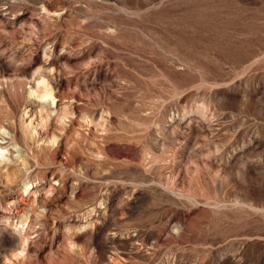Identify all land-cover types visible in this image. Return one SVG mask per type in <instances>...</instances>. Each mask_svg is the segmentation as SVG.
<instances>
[{
	"label": "rangeland",
	"instance_id": "rangeland-1",
	"mask_svg": "<svg viewBox=\"0 0 264 264\" xmlns=\"http://www.w3.org/2000/svg\"><path fill=\"white\" fill-rule=\"evenodd\" d=\"M0 97V264H264V0H0Z\"/></svg>",
	"mask_w": 264,
	"mask_h": 264
},
{
	"label": "bare ground",
	"instance_id": "bare-ground-1",
	"mask_svg": "<svg viewBox=\"0 0 264 264\" xmlns=\"http://www.w3.org/2000/svg\"><path fill=\"white\" fill-rule=\"evenodd\" d=\"M29 95L30 97L40 99L41 103L38 101L37 102L32 101L31 104H33V106L29 105L28 107H26V111H24L23 116L26 115L25 117L29 119L28 123H24L22 125L21 131H20L25 141L33 140L37 137V135L39 134L37 131V128H39L38 126L42 124L44 126V123L51 118L53 109L57 106L56 97L53 94V90L47 84L45 79H39L37 81V84L33 88V90L29 91ZM34 104H37L36 105L37 108L34 107ZM0 138L3 141L0 143V164H1L5 158V151H6V146H3V145H6L10 142L16 143L17 141L15 130H14V124L12 122H8L7 127H5L0 122ZM46 138L48 140V137ZM52 138H54V136L51 137V141H52ZM54 140L55 139H53V142H55ZM10 154L12 155L13 153L10 152ZM17 158L18 159L16 161H14L12 158L10 161L18 164V167L4 165L3 167L0 168V177H5V178L17 177L19 174L22 173L21 167L27 170L28 160H29L28 154L25 153V155H21L19 157L17 156ZM18 160H21V163H18ZM3 169L7 171H3ZM23 184H24L23 192L24 194H28L30 192V189L31 188L33 189V187H31L32 183L24 182Z\"/></svg>",
	"mask_w": 264,
	"mask_h": 264
}]
</instances>
